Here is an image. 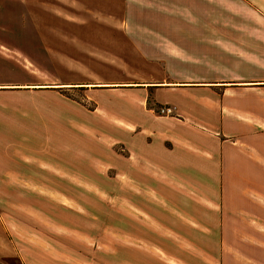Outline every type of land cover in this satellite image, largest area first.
<instances>
[{
    "label": "crops",
    "instance_id": "crops-1",
    "mask_svg": "<svg viewBox=\"0 0 264 264\" xmlns=\"http://www.w3.org/2000/svg\"><path fill=\"white\" fill-rule=\"evenodd\" d=\"M142 2L122 0L120 13L87 7L91 20L101 13L122 28H62L47 84L91 85L98 116L122 121L99 124L124 134L125 176L131 190L139 183L125 195V239L139 260L158 239L157 264H264V27L134 25L148 18L133 12ZM194 2L203 12L189 15L211 19L212 0ZM157 105L174 112L158 115ZM137 192L148 206L132 199Z\"/></svg>",
    "mask_w": 264,
    "mask_h": 264
},
{
    "label": "rangeland",
    "instance_id": "rangeland-1",
    "mask_svg": "<svg viewBox=\"0 0 264 264\" xmlns=\"http://www.w3.org/2000/svg\"><path fill=\"white\" fill-rule=\"evenodd\" d=\"M143 1L133 12L148 18L134 19V25L264 27L258 15L264 0H212L207 21L189 15L203 12L199 1ZM94 4L122 12V0H0V264H157L158 239H148L143 260L125 239L127 183L132 193L140 187L131 190L135 182L125 176L124 134L99 124L124 127L122 121L98 116L104 111L93 90H84L91 85L47 84L58 74L47 57H60L62 28H122L101 13L102 20H91L86 10ZM163 10L181 17L161 16ZM158 107L152 106L156 114ZM137 193L132 199L148 206L147 196Z\"/></svg>",
    "mask_w": 264,
    "mask_h": 264
},
{
    "label": "built area",
    "instance_id": "built-area-1",
    "mask_svg": "<svg viewBox=\"0 0 264 264\" xmlns=\"http://www.w3.org/2000/svg\"><path fill=\"white\" fill-rule=\"evenodd\" d=\"M159 115H172L174 112V107L170 105H159L156 109Z\"/></svg>",
    "mask_w": 264,
    "mask_h": 264
}]
</instances>
